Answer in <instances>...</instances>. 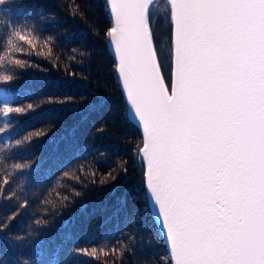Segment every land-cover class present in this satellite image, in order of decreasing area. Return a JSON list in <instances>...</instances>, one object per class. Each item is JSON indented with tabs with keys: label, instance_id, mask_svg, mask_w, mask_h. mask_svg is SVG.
I'll return each mask as SVG.
<instances>
[{
	"label": "snow or ice",
	"instance_id": "obj_1",
	"mask_svg": "<svg viewBox=\"0 0 264 264\" xmlns=\"http://www.w3.org/2000/svg\"><path fill=\"white\" fill-rule=\"evenodd\" d=\"M168 2L170 87L153 42V0H106L111 15L106 35L116 71L142 129L136 156L144 164L146 197L168 241L164 264H264V0ZM29 7L0 0V29L5 32L0 67H27L16 54H31L37 44L45 46L52 39L40 40L34 28L8 18ZM51 57L49 47L46 58ZM14 79L0 73V82ZM34 107L14 106L5 97L0 115L7 118ZM8 128L5 122L0 134ZM42 134L32 133L16 144ZM11 147L0 146V153ZM30 167L13 163L9 169L0 157V199H19L16 190L6 195L5 186L15 170ZM117 167L128 171L126 162ZM64 178L80 181L71 170ZM65 187L58 180L52 192ZM71 192L81 195L75 188ZM69 199L64 195L60 203ZM45 203L55 207L51 199ZM26 206L27 200L18 205ZM15 215L0 221V229ZM126 248L121 245L112 252L123 254ZM98 251L105 249L77 248L76 254L96 257ZM72 259L62 258L58 250L47 264H72Z\"/></svg>",
	"mask_w": 264,
	"mask_h": 264
},
{
	"label": "trees",
	"instance_id": "obj_2",
	"mask_svg": "<svg viewBox=\"0 0 264 264\" xmlns=\"http://www.w3.org/2000/svg\"><path fill=\"white\" fill-rule=\"evenodd\" d=\"M15 2L31 7L8 18L34 28L40 40L52 39L48 45L37 44L31 54H16L27 67H0V73L15 77L0 82V103L7 97L14 106H35L7 118L0 115V126L9 123L0 134V146L12 145L0 153L4 165L9 169L13 163L31 165L15 170L5 186L6 195L16 190L19 199H0V221L16 213L8 227L0 229V264H47L58 250L62 258H73L72 264H164L168 250L152 218L144 168L136 156L142 136L127 117L115 61L107 48L111 19L106 0ZM161 27L156 47L170 85L167 8ZM4 36L0 29V52ZM49 47L51 59L46 58ZM120 162H126V173L117 167ZM70 170L80 177L79 182L61 180ZM110 172L117 176L115 181ZM58 180L66 187L52 192ZM68 185L81 195H72ZM64 195L70 199L62 205ZM46 199L55 207L46 204ZM24 200L27 206L18 207ZM37 220L45 223L37 225ZM121 245L127 246L123 254L112 252ZM77 248H103L105 252L91 257L77 255Z\"/></svg>",
	"mask_w": 264,
	"mask_h": 264
},
{
	"label": "water",
	"instance_id": "obj_3",
	"mask_svg": "<svg viewBox=\"0 0 264 264\" xmlns=\"http://www.w3.org/2000/svg\"><path fill=\"white\" fill-rule=\"evenodd\" d=\"M157 1H159V0H153V4H152V6H151V9H152L153 5H154ZM164 1L166 2L167 6H168V11H169V2H168V0H164ZM106 4H107V3H106ZM107 9H108V6H107ZM108 12H109V11H108ZM109 16H110V19H111L110 12H109ZM169 21H170V18H169ZM170 27H171V25H170ZM170 32H171V31H170ZM153 42H154V45H155V47H156V43H155L154 37H153ZM107 48H108V51L110 52L112 58L114 59V61H115V65H116V62H117V61H116V56H115L114 48H113V46L111 45V43L109 42V40H108V42H107ZM157 54H158V52H157ZM158 61H159V63H160L159 57H158ZM160 65H161V63H160ZM170 73H171V72H170ZM161 75H162V77H163V79H164V81H165L166 86H169V87H170V85H168V82L166 81V78H165V75H164V72H163V68H162V66H161ZM116 76H117V80H118V83H119V87H120V90H121L122 96H123V98H124V100H125V103H126V106H127V117H128V119H129V121H130L131 123H133L135 126H137V128L139 129V131H140V133H141V136H142V129L140 128V126H139V124H138L136 118H135L134 115H133V112H132V110H131V108H130L129 102H128L127 97H126V94H125V92H124V90H123V87H122V84H121V82H120V80H119V76H118L117 71H116ZM139 163H140V165L144 168V164H143V162H142L140 159H139ZM144 170H145V169H144ZM143 178H144V177H143ZM144 185H145V184H144ZM145 192H146V186H145ZM147 203H148V206H149V209H150V212H151L152 218H153V220H154V222H155V224H156V226H157V228H158V230H159V232H160V234H161V236H162V238H163V241H164V243H165V245H166V247H167V250H168V241H167V239H166V237H165V235H164V231H163V229L161 228L160 220H159L158 216L156 215L155 208L153 207V205H152L151 202H150V197H147Z\"/></svg>",
	"mask_w": 264,
	"mask_h": 264
},
{
	"label": "rangeland",
	"instance_id": "obj_4",
	"mask_svg": "<svg viewBox=\"0 0 264 264\" xmlns=\"http://www.w3.org/2000/svg\"><path fill=\"white\" fill-rule=\"evenodd\" d=\"M166 6L164 3H157L151 12V25L154 30L155 42L157 41V36L161 37L162 35V20L165 18ZM157 35V36H156ZM157 44V43H156ZM159 49V46L157 44Z\"/></svg>",
	"mask_w": 264,
	"mask_h": 264
}]
</instances>
